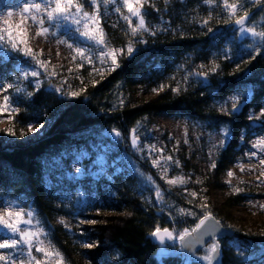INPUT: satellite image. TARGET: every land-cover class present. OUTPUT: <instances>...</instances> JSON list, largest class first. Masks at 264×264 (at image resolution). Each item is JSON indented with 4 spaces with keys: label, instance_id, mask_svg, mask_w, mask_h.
<instances>
[{
    "label": "trees",
    "instance_id": "trees-1",
    "mask_svg": "<svg viewBox=\"0 0 264 264\" xmlns=\"http://www.w3.org/2000/svg\"><path fill=\"white\" fill-rule=\"evenodd\" d=\"M21 1L2 0L8 5ZM84 3L90 13L94 11L90 1ZM229 3L239 5L236 17L230 18L222 0H160L145 8L146 23L153 27L166 21L173 30L142 36L141 40L122 25L118 30L104 24L110 48L125 49L117 57L118 66L104 77L88 81L77 97L69 98L45 86L23 103L19 123L40 122L44 130L35 138L0 140V198L31 207L47 222L52 191L49 180L58 174L59 161L106 142L117 132L127 147L132 133L143 141L157 115L188 120L210 132H227L229 141L219 155L215 175L233 166L241 157L244 136L264 132V125L249 118L264 109V37L258 43L240 38L234 19L246 11V25L264 32V0ZM129 42L134 49L130 55L126 51ZM10 65L0 64V82ZM140 88L155 89L157 94L140 99ZM232 97L241 103L240 110L230 106ZM224 104L229 105V114H221ZM117 192L114 197L100 194L105 210L95 218L97 224L87 228L89 244L94 245L83 250L87 264H183L174 256L159 260L161 246L151 235L156 228L173 230V214L167 216L147 205L123 183ZM211 192L212 196L215 191ZM222 210L232 215L228 202ZM192 213L194 218L187 221L195 228L204 212L195 205ZM218 220L228 229H244L231 218ZM233 239L220 240L224 247V242ZM53 240L74 263L61 238L54 234ZM220 264L240 262L224 247Z\"/></svg>",
    "mask_w": 264,
    "mask_h": 264
},
{
    "label": "rangeland",
    "instance_id": "rangeland-1",
    "mask_svg": "<svg viewBox=\"0 0 264 264\" xmlns=\"http://www.w3.org/2000/svg\"><path fill=\"white\" fill-rule=\"evenodd\" d=\"M158 1L160 0H150L145 8L154 7ZM80 2L85 5L86 0ZM97 2L100 17L98 27L103 30L108 46L104 24L118 30L122 25L130 32L131 26L138 24V19L133 17L130 26L122 18L121 13L114 10L120 6L119 0L116 3H106L105 0H97ZM5 3L0 0V30L6 27L4 21L7 20L9 30L21 40L27 38V46L31 47L35 54L33 59L23 52L12 50L10 46L0 44V64L11 63L7 67L8 71L5 72L6 76L3 77L4 81L0 82V106L3 105V97L7 95L10 107L14 109V111H0V140L11 142L35 138L43 133L42 123L21 125L17 120L23 110V103L31 98L33 92L46 86L69 98L77 97L71 93H80L81 88L88 81L102 78L118 66L117 57L120 53L116 56L117 65L112 64L111 57L102 61L99 58L100 47L84 40L75 30L76 26L71 24L59 28L49 27V23L45 20L44 26L49 27V33L45 36H37L38 26L29 21L27 30L22 31L16 28V24L21 19L19 14L26 0L12 5ZM208 4L212 5L213 2L210 1ZM91 7L94 9L92 5ZM84 10L88 11L85 6ZM121 12L128 14L124 8H121ZM8 13H13V16L9 17ZM145 24L147 31L141 30L134 36L138 37V40H141L142 36L153 37L159 32L166 34L173 30L166 21L160 26L150 27L146 20ZM238 31L242 39L251 38L256 43L263 39L251 33ZM68 45H73V48H69ZM75 47H87L92 62L81 60L78 56L73 60L72 57L76 55L73 50ZM37 60L45 62L46 67H41ZM33 71L38 72L39 75L32 76ZM8 85L12 87L9 88ZM137 91L140 99H148L157 94L152 88H140ZM229 104L232 107L236 104L235 110H240L242 106L234 97L229 99ZM220 109L221 114H229L231 111L228 104L222 105ZM262 111L257 114L251 113L249 118L254 124L264 125ZM30 127L35 130L29 131ZM6 129H12L15 134L10 135ZM135 137L136 144H133L132 133L130 145L127 147L120 135H112L106 142L77 151L59 161L58 174L49 180L52 191L49 194L51 203L48 201V204L51 210L47 222L43 221L31 207H25L21 202L10 198H0V213L5 212L9 207L15 210L23 209L25 212L31 210L34 213L33 224L31 226L22 224V229L42 228L46 235H41L40 240L45 246L51 243L61 253L63 264H87L83 254V250L91 248L84 246L90 242L87 228L95 226L97 224L95 218L105 210L100 194L114 197L113 194L118 195L117 191L123 183L130 186L147 205L159 209L167 216L173 214L174 217L171 218L174 220V227L170 231L176 237L185 229L189 231L194 229L188 226L187 219L194 218L192 207L195 205H199L204 215L210 213L217 220L231 218L234 222L238 221V226L244 229H230L236 237H231L234 238L232 241L224 242V247L234 252L240 264H264V235H262L264 233V174H262L264 165L260 163L264 160V147H254L257 141L264 140V132H252L251 135L244 136V140H241V157L233 166L217 176L215 175L217 160L229 141L227 132H210L200 124L188 120L157 115L154 126L145 140L142 141L136 134ZM167 157L172 159L168 160ZM153 160L160 161V164L154 165ZM229 172L233 175L229 176ZM181 179L182 183L179 182ZM169 180H177V183L170 184ZM162 186L166 188L167 194ZM211 191H215L212 196ZM157 192L160 193L159 197ZM192 193L196 195L193 196ZM226 202L232 207L230 216L225 215L222 210ZM218 221L223 223L222 220V222ZM222 225L224 226V223ZM6 231L0 228V239L4 238L2 233ZM54 234L60 237L70 250L74 263L67 260L54 242ZM221 241L218 239L222 254L224 247ZM212 245L213 241H210L202 251L191 255L182 249L181 241L175 239L171 244L161 246L157 256L159 260L169 256L178 257L183 264L194 262L208 264L203 257L208 255V249ZM32 251L37 259H45L42 253L35 251V247ZM0 254L27 259L26 250L23 257H20L18 250L11 249H0ZM59 259L53 255L45 259V264H59ZM0 264H4V261H0Z\"/></svg>",
    "mask_w": 264,
    "mask_h": 264
},
{
    "label": "snow or ice",
    "instance_id": "snow-or-ice-1",
    "mask_svg": "<svg viewBox=\"0 0 264 264\" xmlns=\"http://www.w3.org/2000/svg\"><path fill=\"white\" fill-rule=\"evenodd\" d=\"M86 2H88V0H86ZM105 2L116 3L117 0H105ZM222 2L224 8L229 10L230 18L236 17L239 5L237 3H229V0H222ZM90 3L94 7V11L91 13L84 10V4L81 3L80 0H42V2H36V0H26L25 6L21 9L19 14L21 19L16 24V28L26 31L28 28V22L31 21L32 24L38 26L36 35L45 36L49 33V27L51 26L59 28L68 24L75 25V30L79 32L80 36L83 37L84 40L90 41L100 47L101 51L99 58L102 61H106L109 57H111L112 64L117 65V53L124 54L125 49H113L108 46L103 30L98 27L100 19L99 4L97 0H90ZM149 3L150 0H119L120 6L114 9L116 12L121 13L122 18L127 21L130 26L132 25L133 17L138 19V24L131 26L132 36H136L141 30L147 31L143 9L146 4ZM121 8L126 9L128 14H123V12H121ZM8 16L12 17L13 13H8ZM247 18L248 12L245 11L243 15L239 16V18L234 19V23L240 26L239 30L241 33H251L253 36L264 37V32H256L254 28L245 27V21ZM45 20L49 23V27L44 26ZM205 23H207V21H205ZM4 24L6 27L0 30V44L10 46L12 50L23 52L24 55L35 59L33 50L31 47L27 46L28 39L25 38L21 40L18 36L14 35L13 31H10L7 26V20L4 21ZM209 30L211 31V29ZM61 43H64V41H61ZM21 45H23V47ZM68 47L73 48V45H68ZM73 50L76 53V55L72 57L73 60H76L78 56L81 60H86L89 63L92 62V56L90 55L87 47H75ZM133 50L132 43L129 42L126 49L127 54L130 55ZM36 62L41 67H46L45 62L40 60H37ZM31 75L35 77L38 76L39 73L33 71ZM8 87L10 88L12 85H8ZM6 90L7 89H5V91ZM17 91H19V89H17ZM71 94L73 96L80 95L79 92H73ZM235 108L236 104H233V110H235ZM0 111H14V109H11L10 107V101L7 95L3 97V105L0 106ZM261 115L264 116V111H262ZM34 130L35 129L31 127L29 128V131ZM6 131L10 135L15 134L12 129H6ZM116 135L119 136L120 134L117 132ZM133 144H136L135 133H133ZM254 147H264V140L257 141ZM252 155H255V153H252ZM167 159L171 160L172 158L167 157ZM260 163L261 165H264V160H261ZM153 164L158 166L160 161L153 160ZM228 175L232 176L233 173L229 172ZM168 182L170 184H175L177 183V180H169ZM179 182L182 183L183 180L181 179ZM237 191H239V189H237ZM192 195L195 196L196 194L192 193ZM159 196L160 193L157 192V197ZM33 216L34 213L31 210L25 212L23 209L15 210L11 207H9V209L5 212L0 213V228L7 230L2 233L4 238L0 239V249L18 250L20 257H23L25 250L27 251V259L0 254V261H4V264H45V259L55 255L60 258L59 264H63V257L61 253L56 250L51 243L45 246L43 241L40 240L41 235H46L42 228H21L22 224L31 226L33 224ZM213 219L214 218L210 213L204 215L194 229L191 231L185 229L178 237L174 236L173 232L167 228H156L151 235L158 238L161 243H163L165 239H179L183 242L186 237L200 231L205 226L207 221ZM38 223L39 222L37 221V224ZM92 223H95V221H92ZM262 235H264V233H262ZM84 246L93 247L94 245L85 244ZM33 247H35L36 252L42 253L45 259H37L36 256L33 255ZM217 250V244L213 243L212 247L208 249V255L204 256L203 259L206 260L208 264H212L214 259L213 253H216Z\"/></svg>",
    "mask_w": 264,
    "mask_h": 264
},
{
    "label": "water",
    "instance_id": "water-1",
    "mask_svg": "<svg viewBox=\"0 0 264 264\" xmlns=\"http://www.w3.org/2000/svg\"><path fill=\"white\" fill-rule=\"evenodd\" d=\"M246 23L247 20L245 21V25ZM234 27L236 30L240 29L239 25L234 24ZM227 237H236V234L232 230L224 227L217 219L214 218L213 220L207 221L205 226L200 231L186 237L185 240L181 242V246L185 252L194 255L202 251L210 241H213V243L217 244L218 250L216 253H213L214 259L212 264H220L221 250L218 239ZM153 240L155 244L160 246H165L173 242V240L165 239L164 242L161 243V241L154 236Z\"/></svg>",
    "mask_w": 264,
    "mask_h": 264
}]
</instances>
